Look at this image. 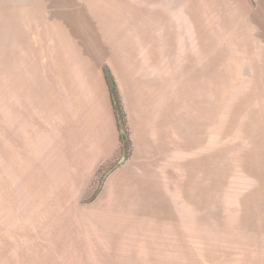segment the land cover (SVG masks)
<instances>
[{"label":"crops","instance_id":"1","mask_svg":"<svg viewBox=\"0 0 264 264\" xmlns=\"http://www.w3.org/2000/svg\"><path fill=\"white\" fill-rule=\"evenodd\" d=\"M55 1L65 4L66 0ZM69 1L72 7L74 3L75 7L84 3L90 8L87 25L95 29L86 30L95 40L102 36L112 50L106 56V67L116 83L131 126L134 153H138L129 169L106 183V197L113 196L109 193L114 189L123 194L124 200L138 198L137 192H153L159 201L176 203L193 199L197 191L209 193L210 197L211 191L219 187L222 170L242 166L254 170L250 172L251 181L255 179L254 183H259L254 172L264 167V128H252L253 124L246 125V121L255 116L247 104L255 105L254 101L260 97L264 100V91L256 97L255 92H245L248 95L245 101L240 94V98L229 102L224 74L250 72L253 91L264 89L261 88L264 86V0L254 3L251 0ZM49 2L0 0V82L10 83L11 114L32 120L27 107L37 123L43 122L42 116L49 111L57 113L59 120H77L73 140L76 136L80 141L84 124L91 145L89 148L85 145L86 151L97 166L117 141V124L103 67L83 61L82 42L75 44L65 32V21H73L72 30L77 33L85 28L86 22L78 14L72 19L56 20L57 26L49 27L50 23L45 21L49 15L43 13ZM39 21L48 27L42 34L44 39L38 38L43 46L42 61L28 49L31 33L26 28L28 25L34 28L32 25ZM100 25L105 29L98 32L96 26ZM185 28L189 36H182ZM3 40L14 42V47L23 40L24 44L16 50L23 54L1 61L11 50L7 49L11 43L4 47ZM120 40L124 44L120 45ZM222 41L229 42L226 49L220 46ZM180 45L185 48L180 49ZM180 53L186 56L184 61L176 60ZM212 74L221 76L212 79ZM230 103L232 111H229ZM258 106L256 110L264 118V101ZM14 125L17 126L16 122L10 123L11 128ZM230 135L233 140L227 143ZM91 169L86 183L92 176ZM204 169L213 171L205 175V183ZM200 175L201 181H197ZM209 197L206 199L210 200ZM158 243L165 246L186 243L191 248L200 244L213 248L238 247L237 242L226 241H200L199 245L194 241ZM204 263L196 260L192 264Z\"/></svg>","mask_w":264,"mask_h":264},{"label":"rangeland","instance_id":"2","mask_svg":"<svg viewBox=\"0 0 264 264\" xmlns=\"http://www.w3.org/2000/svg\"><path fill=\"white\" fill-rule=\"evenodd\" d=\"M69 3V0L65 4L51 0L43 10L45 16L49 15L45 21L52 28L57 26L54 21L72 19L78 14L86 22L85 28L82 25L85 31H73V21L65 19L68 38L75 44L82 42L83 61L87 60L93 67L107 66L110 46L103 42L102 36L95 40L86 30L87 27L95 29L87 25L90 8L84 3L81 7H75V3L73 7L71 3L68 6ZM40 22L33 24L34 28L31 25L26 28L31 33L28 49L42 61L40 39H44L42 34L48 27ZM96 27L98 32L105 29L101 25ZM185 31L182 36H189L186 28ZM85 38L90 39L85 41ZM10 43L2 41L4 47ZM21 43L18 41L14 47L12 42L7 48L11 50L4 52L1 61L14 54L20 57L23 53L16 50ZM122 44L124 41L120 40ZM227 44L229 42H220L225 49ZM179 48L185 47L180 45ZM185 58L180 53L176 60ZM112 60L116 65L115 58ZM213 76L217 79L221 74H212V79ZM252 76L247 71H227L224 74L226 100L233 102L242 96L245 101L251 91L255 92L254 97L261 94L264 89L253 91ZM262 82L264 85V74ZM10 93L9 81L0 82V264H192L196 260L204 264H259V261L264 264V248H258L264 247V167L254 172L259 181L257 185L255 179L252 182L250 178L254 170L244 166L222 170L219 187L211 191L210 197L209 193L197 191L193 199L176 203L159 201L153 192H137L138 198L124 200L123 194L115 189L109 193L113 196L106 197L109 179H117L130 168L132 159L138 157L124 109L125 130L117 127L115 148L95 166L96 162L86 151L85 145L88 144V148L91 145L84 133V124L82 140L76 136L73 140L77 120H59L57 113L49 111L42 116L44 121L37 123L27 107L32 120L23 119L21 114H11ZM259 101L264 100L260 97L254 101L255 105L247 104V109H252L255 116L251 119L249 115L251 121H246V125L261 129L264 118L260 110H256ZM228 106L232 111L231 103ZM14 122L17 126L11 128L10 123ZM122 131L128 139L126 144L120 139ZM230 136L227 143L233 140ZM93 164L95 168L91 169ZM90 169L92 176L86 183ZM211 172V169L203 170V183L205 175ZM197 181H201V175ZM118 189L122 192L121 186ZM159 241H194L195 245L200 241H226L237 242L238 247L213 248L200 244L191 248L186 243L165 246ZM122 243L124 245H120ZM113 246L123 247L113 250Z\"/></svg>","mask_w":264,"mask_h":264},{"label":"trees","instance_id":"3","mask_svg":"<svg viewBox=\"0 0 264 264\" xmlns=\"http://www.w3.org/2000/svg\"><path fill=\"white\" fill-rule=\"evenodd\" d=\"M103 73H104L105 80L107 83V88L109 91V95H110L111 104H112L113 113L115 116L117 127L120 130L121 129L125 130V116H124V111H123V107L121 104V100L119 98V93L117 90L116 83H115L110 71L107 69L106 66H103ZM120 139H121V142L124 144H126L128 142V139L126 137L125 132H124V137H123L122 133L120 134Z\"/></svg>","mask_w":264,"mask_h":264},{"label":"water","instance_id":"4","mask_svg":"<svg viewBox=\"0 0 264 264\" xmlns=\"http://www.w3.org/2000/svg\"><path fill=\"white\" fill-rule=\"evenodd\" d=\"M123 137H124V132L122 131ZM123 160V156L120 158L119 162Z\"/></svg>","mask_w":264,"mask_h":264}]
</instances>
